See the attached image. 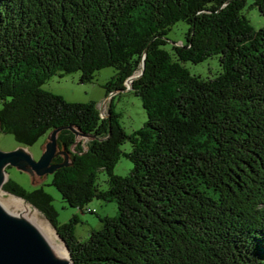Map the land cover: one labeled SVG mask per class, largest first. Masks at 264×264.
Returning a JSON list of instances; mask_svg holds the SVG:
<instances>
[{
	"label": "trees",
	"instance_id": "16d2710c",
	"mask_svg": "<svg viewBox=\"0 0 264 264\" xmlns=\"http://www.w3.org/2000/svg\"><path fill=\"white\" fill-rule=\"evenodd\" d=\"M248 3L264 19V0H0V134L28 148L61 128L70 164L50 185L80 213H92L83 208L93 199L117 205L80 240L77 216L58 223L42 186L7 178L2 190L48 220L73 264H264V25H250ZM177 22L188 26L185 42L168 52ZM144 51L129 90L146 122L127 134L113 100ZM213 56L215 77L182 64ZM107 67L116 73L104 117L95 102L41 88L58 72L89 84ZM71 127L86 137L77 141ZM122 156L133 164L126 177L113 173Z\"/></svg>",
	"mask_w": 264,
	"mask_h": 264
},
{
	"label": "rangeland",
	"instance_id": "374dc122",
	"mask_svg": "<svg viewBox=\"0 0 264 264\" xmlns=\"http://www.w3.org/2000/svg\"><path fill=\"white\" fill-rule=\"evenodd\" d=\"M257 10L258 9L255 7H250V3H248L247 7L243 10V14L255 30L260 29L264 25V19ZM187 31L188 26L184 22H177L175 25L171 26L167 32V36H165L166 44L162 48L170 52L173 46H179L183 44L185 42V35ZM182 64L191 75L200 76L204 79L207 77H215L220 72L218 59L215 56L207 59L201 64H192L189 62ZM115 73L116 72L112 67L98 70L95 73L93 82L84 84L78 82V77H80L79 72L71 74L58 72L56 75L54 74L47 81H45L41 88L45 92L62 97L69 103L87 104L89 102H95L98 106L97 108L101 113V116L104 117L106 115L110 98L109 96L106 97V90L104 86L110 78L115 76ZM125 86L129 87L127 84ZM112 109L115 113L120 115L119 124L124 128L127 134H131L135 130L141 128L143 123L146 122V116L142 110L140 98L134 96L127 88L121 93L115 95ZM47 135L41 137L32 146L26 148V153L29 154L33 160L39 161L43 151L51 142V137H47ZM80 139H82V137H76L77 141ZM20 147L21 146L18 145L9 134H0V151L12 152ZM121 148L125 150V152L131 150L128 143H125ZM59 151L60 150L58 149L57 153ZM65 155L66 161L69 163V157L67 154ZM132 165L133 164L129 160L122 156L120 157L117 165H115L113 173L117 176L126 177L132 169ZM27 168V171H25L24 169L17 166L8 167L6 169L8 174L6 176V180L9 177L10 180L18 183L27 191H32L36 187L39 188L42 186L45 193L49 194L52 198V207L57 213L58 223H67L74 215L77 216L78 222L74 226V232L76 237L80 238V240L87 239L91 231H98L101 229L102 225L100 223L99 217L109 216V218H112L117 215V205L115 202L109 203L95 199H93L87 204L86 207L83 208L84 210L92 211V213H80V211L76 208H71L68 206L57 193L56 189L50 185L52 174H48L47 176H38L31 171L29 172L30 168ZM106 179L107 176L105 173L99 172L96 183L100 190L107 189ZM1 192L3 193L2 195L4 197L11 196L4 192V190ZM31 209L36 210L32 207ZM38 214L41 218L48 222V220H46L43 215L40 213ZM60 242L62 241L60 240Z\"/></svg>",
	"mask_w": 264,
	"mask_h": 264
},
{
	"label": "water",
	"instance_id": "95a60500",
	"mask_svg": "<svg viewBox=\"0 0 264 264\" xmlns=\"http://www.w3.org/2000/svg\"><path fill=\"white\" fill-rule=\"evenodd\" d=\"M144 58L145 51L143 52L139 72L125 82V84L129 83V87L134 79L139 78L143 74L145 65ZM129 87L126 88L129 90ZM61 130V128L53 129L47 135V137H51V142L43 151L39 161L33 160L32 157L26 153L27 150L24 146L12 152L0 151V189H2L6 182V176L8 175L6 169L10 166H17L25 171H27L26 169L29 167V172L31 171L38 176H47L48 174L54 173L56 169L62 166H68L70 163L66 161V153L62 151L57 153L59 149L57 134H59ZM68 130L74 134L75 138L77 136L82 138L86 137L78 129L71 127L68 128ZM56 156H62L64 159L63 163L54 165L53 160ZM3 174L6 176L2 182ZM0 264H73V262L70 260V256L69 262L55 258L51 254L49 247L37 233L36 229L22 222V220L8 215V213L0 208Z\"/></svg>",
	"mask_w": 264,
	"mask_h": 264
},
{
	"label": "bare ground",
	"instance_id": "6f19581e",
	"mask_svg": "<svg viewBox=\"0 0 264 264\" xmlns=\"http://www.w3.org/2000/svg\"><path fill=\"white\" fill-rule=\"evenodd\" d=\"M127 86H129V83H127ZM5 176L4 174L2 175V182ZM1 191L2 189H0V208L8 215L22 220V222L36 229L39 236L49 247L51 254L59 260L69 262V255L65 245L60 242L51 224L41 218L36 210H32L30 205H26L23 199L13 196L4 197Z\"/></svg>",
	"mask_w": 264,
	"mask_h": 264
}]
</instances>
